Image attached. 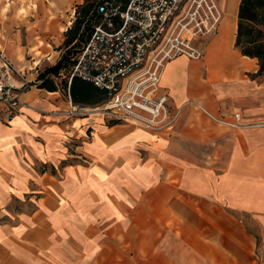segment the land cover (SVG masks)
<instances>
[{
    "label": "crops",
    "instance_id": "obj_1",
    "mask_svg": "<svg viewBox=\"0 0 264 264\" xmlns=\"http://www.w3.org/2000/svg\"><path fill=\"white\" fill-rule=\"evenodd\" d=\"M83 1L0 0V50L31 80L11 117L0 104V264H250L264 74L235 46L241 0H217L202 58L166 64L161 87L180 113L163 130L70 114L64 73L40 86Z\"/></svg>",
    "mask_w": 264,
    "mask_h": 264
},
{
    "label": "built area",
    "instance_id": "obj_2",
    "mask_svg": "<svg viewBox=\"0 0 264 264\" xmlns=\"http://www.w3.org/2000/svg\"><path fill=\"white\" fill-rule=\"evenodd\" d=\"M98 12L101 21L76 55L69 78L91 82L106 99L73 104L69 113L97 112L112 123L169 128L180 110L171 109L162 90L163 71L177 56H204L205 45L219 31L221 5L217 0H128L124 8L106 2ZM30 85L26 72L0 50V104L9 117ZM235 117L239 125L240 114Z\"/></svg>",
    "mask_w": 264,
    "mask_h": 264
},
{
    "label": "trees",
    "instance_id": "obj_3",
    "mask_svg": "<svg viewBox=\"0 0 264 264\" xmlns=\"http://www.w3.org/2000/svg\"><path fill=\"white\" fill-rule=\"evenodd\" d=\"M106 2L124 8L128 0H84L77 5L75 20L66 31L64 50L56 64L40 73L39 78L43 79L40 86L56 89L50 75L59 76L68 71L69 77L76 54L90 37L94 26L101 21L98 8ZM235 46L242 54L257 58V74H264V0H241ZM63 81L66 86L67 78ZM69 88L72 99L77 104L95 105L106 99L103 90L77 76L72 78Z\"/></svg>",
    "mask_w": 264,
    "mask_h": 264
},
{
    "label": "rangeland",
    "instance_id": "obj_4",
    "mask_svg": "<svg viewBox=\"0 0 264 264\" xmlns=\"http://www.w3.org/2000/svg\"><path fill=\"white\" fill-rule=\"evenodd\" d=\"M227 15H229V11L227 12ZM63 73L66 76V78H68V71H64ZM93 113H97V112H93ZM250 229L256 236V240L254 243L255 245V253L253 254L254 258L252 259V262L250 264H264V224L261 223L258 216L252 217Z\"/></svg>",
    "mask_w": 264,
    "mask_h": 264
}]
</instances>
